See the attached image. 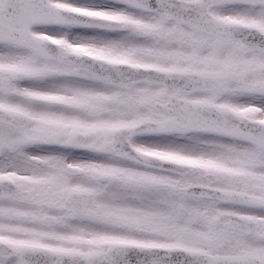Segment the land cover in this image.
<instances>
[{
    "label": "snow or ice",
    "instance_id": "1",
    "mask_svg": "<svg viewBox=\"0 0 264 264\" xmlns=\"http://www.w3.org/2000/svg\"><path fill=\"white\" fill-rule=\"evenodd\" d=\"M0 264H264V0H0Z\"/></svg>",
    "mask_w": 264,
    "mask_h": 264
}]
</instances>
